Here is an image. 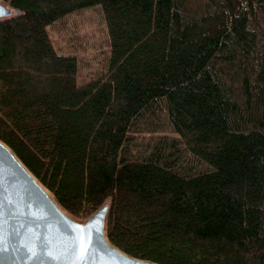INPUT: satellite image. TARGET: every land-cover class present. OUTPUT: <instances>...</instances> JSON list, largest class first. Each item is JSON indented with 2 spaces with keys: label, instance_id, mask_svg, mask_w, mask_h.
<instances>
[{
  "label": "trees",
  "instance_id": "trees-1",
  "mask_svg": "<svg viewBox=\"0 0 264 264\" xmlns=\"http://www.w3.org/2000/svg\"><path fill=\"white\" fill-rule=\"evenodd\" d=\"M3 1L0 139L61 206L108 202L133 257L264 264V0ZM96 5L105 71L79 82L47 27Z\"/></svg>",
  "mask_w": 264,
  "mask_h": 264
},
{
  "label": "water",
  "instance_id": "water-1",
  "mask_svg": "<svg viewBox=\"0 0 264 264\" xmlns=\"http://www.w3.org/2000/svg\"><path fill=\"white\" fill-rule=\"evenodd\" d=\"M15 15L0 0V20ZM108 210L104 202L87 218L77 219L0 139V227L6 245L0 264H159L133 257L109 241Z\"/></svg>",
  "mask_w": 264,
  "mask_h": 264
},
{
  "label": "rangeland",
  "instance_id": "rangeland-1",
  "mask_svg": "<svg viewBox=\"0 0 264 264\" xmlns=\"http://www.w3.org/2000/svg\"><path fill=\"white\" fill-rule=\"evenodd\" d=\"M47 30L59 53L76 56L79 82L105 71L109 44L99 5L70 14L48 26ZM164 126L163 133L176 136L166 124Z\"/></svg>",
  "mask_w": 264,
  "mask_h": 264
},
{
  "label": "snow or ice",
  "instance_id": "snow-or-ice-1",
  "mask_svg": "<svg viewBox=\"0 0 264 264\" xmlns=\"http://www.w3.org/2000/svg\"><path fill=\"white\" fill-rule=\"evenodd\" d=\"M86 240V237H85ZM81 247H83V241H81L80 244ZM6 250V245L4 244V235H3V229L0 227V251H5ZM84 251H87L86 247H83Z\"/></svg>",
  "mask_w": 264,
  "mask_h": 264
}]
</instances>
